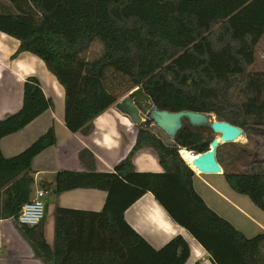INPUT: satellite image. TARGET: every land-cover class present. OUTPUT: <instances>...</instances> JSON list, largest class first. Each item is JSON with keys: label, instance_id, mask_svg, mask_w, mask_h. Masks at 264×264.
Instances as JSON below:
<instances>
[{"label": "trees", "instance_id": "trees-1", "mask_svg": "<svg viewBox=\"0 0 264 264\" xmlns=\"http://www.w3.org/2000/svg\"><path fill=\"white\" fill-rule=\"evenodd\" d=\"M7 1L11 7L0 5V32L20 42L13 58L35 55L63 86L70 132L89 134L97 117L138 88L159 111L215 116L242 129L249 143L250 133L264 131V71L251 70L264 39V0ZM52 107L39 80L28 78L22 108L0 120V142ZM213 140L186 123L170 147L138 125L135 147L111 172L96 171L94 155L82 151L87 171L59 172L54 193L104 191L105 207L100 213L58 208L53 250L41 225L22 226L36 257L49 264H186L191 252L182 236L155 250L125 221V212L151 193L213 264H264V233L247 238L212 210L180 155L187 150L194 159ZM55 144L51 128L15 157L0 149V220L17 219L31 201L32 162ZM221 146L216 158L226 181L264 212V171H227ZM143 149L156 151L163 172L135 169L133 158Z\"/></svg>", "mask_w": 264, "mask_h": 264}, {"label": "crops", "instance_id": "crops-1", "mask_svg": "<svg viewBox=\"0 0 264 264\" xmlns=\"http://www.w3.org/2000/svg\"><path fill=\"white\" fill-rule=\"evenodd\" d=\"M11 7L7 0H0V5ZM20 42L0 32V120L18 112L23 105L24 84L30 77L41 83L43 92L53 102V107L38 117L22 131L7 136L0 142V149L6 158H12L29 148L36 140L51 128L55 130L56 144L39 154L32 162L35 183L31 189V200L39 190H45L46 216L40 224L48 246L55 247L56 213L58 208L100 213L105 207L107 193L98 190L77 189L55 194L56 177L59 172H85L86 166L80 159V153L89 150L95 157V169L98 172H111L133 150L137 142L138 125L118 109V105L109 109L93 122L89 134L72 133L65 124V90L57 78L51 74L45 63L31 53H21L16 58ZM256 62L264 68V39ZM263 71V70H262ZM133 164L138 172L161 173L163 168L153 149L138 151ZM194 188L206 204L221 217L233 224L247 238L264 233V216L260 213L254 219L240 208L236 202H243L237 195L228 191L224 197L208 186L210 178L217 175H204L196 172ZM203 183L210 190L218 193L226 204L222 209L213 206L207 192L199 188ZM231 209L236 211L232 213ZM244 219H242V217ZM250 224H247L246 221ZM125 221L155 250L162 249L169 241L182 236L189 245L190 257L186 264H213L205 249L184 228L176 224L148 193L125 212ZM22 226L16 219L0 220V264H49L39 259L22 232ZM29 238L32 237L30 234ZM32 240V238H31Z\"/></svg>", "mask_w": 264, "mask_h": 264}, {"label": "water", "instance_id": "water-1", "mask_svg": "<svg viewBox=\"0 0 264 264\" xmlns=\"http://www.w3.org/2000/svg\"><path fill=\"white\" fill-rule=\"evenodd\" d=\"M118 109L128 115L136 125H144L152 130L167 146H175L178 133L188 123L193 128H209L219 137L210 144V149L204 154H194L191 169L204 175L223 174L216 153L223 144L236 143L244 136L242 129L226 122L213 121L209 116L201 113L182 111L170 113L159 111L151 97L145 94L143 88L131 92L130 96L118 104ZM192 153V152H191Z\"/></svg>", "mask_w": 264, "mask_h": 264}, {"label": "rangeland", "instance_id": "rangeland-1", "mask_svg": "<svg viewBox=\"0 0 264 264\" xmlns=\"http://www.w3.org/2000/svg\"><path fill=\"white\" fill-rule=\"evenodd\" d=\"M260 48L258 53L256 54L259 57ZM251 70L253 71H264V68L261 67L260 63L255 62L252 66ZM131 93L126 94L124 97L120 99L118 102L121 103L124 99L128 98ZM213 121H217L215 116L210 117ZM201 130V132L205 135V137H210L211 139H216L219 136L215 135L211 132L209 128H196ZM252 136L253 142L248 141L247 137L244 135L241 137L236 143H229L221 146L220 148V160L223 167L229 172L235 173H247V172H256V171H264V131L261 132H252L250 133ZM249 143V144H248ZM189 165V164H188ZM190 166V165H189ZM210 189H215L221 193L222 196H228L227 192L231 191V194L237 195L242 199L241 202H236L240 208H242L248 216L257 219L255 212L262 214L264 216V212L257 208L252 201L247 197L240 195L232 190L228 182L226 181L224 176H213L209 180ZM200 190L204 189L210 196V202L213 206H216L219 209H222L221 205L226 204L218 193H215L214 190H210L207 186H204L203 183H198ZM232 213L236 214V211L231 209ZM244 219L243 216H241ZM247 224H250L249 221L245 220Z\"/></svg>", "mask_w": 264, "mask_h": 264}, {"label": "built area", "instance_id": "built-area-1", "mask_svg": "<svg viewBox=\"0 0 264 264\" xmlns=\"http://www.w3.org/2000/svg\"><path fill=\"white\" fill-rule=\"evenodd\" d=\"M48 195L46 190H39L36 198L25 204L16 219L19 225L27 227L39 226L46 216L45 198Z\"/></svg>", "mask_w": 264, "mask_h": 264}, {"label": "bare ground", "instance_id": "bare-ground-1", "mask_svg": "<svg viewBox=\"0 0 264 264\" xmlns=\"http://www.w3.org/2000/svg\"><path fill=\"white\" fill-rule=\"evenodd\" d=\"M180 155L186 161L187 164H189L192 168L195 169V167L192 165L193 157L187 150H181Z\"/></svg>", "mask_w": 264, "mask_h": 264}]
</instances>
